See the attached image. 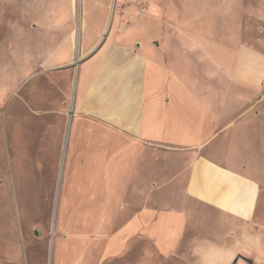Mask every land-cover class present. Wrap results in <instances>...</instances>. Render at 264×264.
Segmentation results:
<instances>
[{
	"label": "crops",
	"instance_id": "crops-1",
	"mask_svg": "<svg viewBox=\"0 0 264 264\" xmlns=\"http://www.w3.org/2000/svg\"><path fill=\"white\" fill-rule=\"evenodd\" d=\"M91 1L103 27L76 53L67 14L40 20L19 79L73 170L54 262L264 264V0Z\"/></svg>",
	"mask_w": 264,
	"mask_h": 264
},
{
	"label": "rangeland",
	"instance_id": "rangeland-1",
	"mask_svg": "<svg viewBox=\"0 0 264 264\" xmlns=\"http://www.w3.org/2000/svg\"><path fill=\"white\" fill-rule=\"evenodd\" d=\"M109 4L91 0H0V264H58L51 257V241L63 237L56 211L62 200L61 179L73 171L69 151L63 146L66 137L60 135L55 148H49L54 143L53 122L46 115L36 121L32 75H27L26 81L19 80L24 69L33 64L30 56L24 59L37 49L35 43L55 28L56 23L40 20L67 14L68 21L62 22L66 26L59 31L68 25L77 53L83 29H88L92 37V30L102 28ZM260 26L259 47L264 51V25ZM76 58L80 60L78 54ZM71 72L74 80V66ZM36 83V90L41 92L38 107H52L54 93L49 84ZM46 123L49 135L45 133ZM102 264L125 262L112 259Z\"/></svg>",
	"mask_w": 264,
	"mask_h": 264
},
{
	"label": "bare ground",
	"instance_id": "bare-ground-1",
	"mask_svg": "<svg viewBox=\"0 0 264 264\" xmlns=\"http://www.w3.org/2000/svg\"><path fill=\"white\" fill-rule=\"evenodd\" d=\"M77 60H75L76 62L79 60V58H76ZM74 85V84H73Z\"/></svg>",
	"mask_w": 264,
	"mask_h": 264
},
{
	"label": "built area",
	"instance_id": "built-area-1",
	"mask_svg": "<svg viewBox=\"0 0 264 264\" xmlns=\"http://www.w3.org/2000/svg\"><path fill=\"white\" fill-rule=\"evenodd\" d=\"M142 11V10H141Z\"/></svg>",
	"mask_w": 264,
	"mask_h": 264
}]
</instances>
